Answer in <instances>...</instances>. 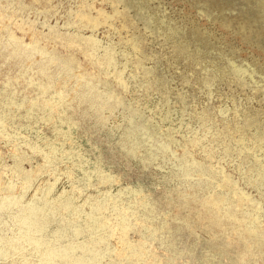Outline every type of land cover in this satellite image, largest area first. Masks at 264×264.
<instances>
[{
	"label": "rangeland",
	"instance_id": "obj_1",
	"mask_svg": "<svg viewBox=\"0 0 264 264\" xmlns=\"http://www.w3.org/2000/svg\"><path fill=\"white\" fill-rule=\"evenodd\" d=\"M0 264H264V0H0Z\"/></svg>",
	"mask_w": 264,
	"mask_h": 264
}]
</instances>
